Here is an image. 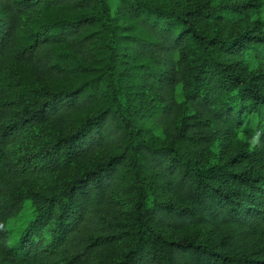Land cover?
Segmentation results:
<instances>
[{
  "label": "trees",
  "instance_id": "obj_1",
  "mask_svg": "<svg viewBox=\"0 0 264 264\" xmlns=\"http://www.w3.org/2000/svg\"><path fill=\"white\" fill-rule=\"evenodd\" d=\"M260 5L0 0V264H264Z\"/></svg>",
  "mask_w": 264,
  "mask_h": 264
},
{
  "label": "rangeland",
  "instance_id": "obj_2",
  "mask_svg": "<svg viewBox=\"0 0 264 264\" xmlns=\"http://www.w3.org/2000/svg\"><path fill=\"white\" fill-rule=\"evenodd\" d=\"M117 0H109L110 5L112 8L116 6ZM223 0H213V2L221 3ZM256 2H259L260 5V11L253 15V17L257 16L259 20L263 21L262 27L264 29V0H255ZM247 60L250 63L251 67L259 65V60L257 58L253 57L252 54L248 55ZM259 62V63H258ZM261 65V64H260ZM51 179H48L47 177H41L38 182V187H44L50 184ZM32 192V191H31ZM34 212V199L32 197H27L25 199V203H23L22 207L19 208L14 215L8 219L7 226L11 228L12 238L16 237L19 233V229H21L27 221L33 216ZM116 245H111L102 249H99L97 253L95 254V257L99 260H105L109 259L111 256L114 255V248ZM53 264H60L57 260L53 261ZM78 264H89V261H82Z\"/></svg>",
  "mask_w": 264,
  "mask_h": 264
},
{
  "label": "clouds",
  "instance_id": "obj_3",
  "mask_svg": "<svg viewBox=\"0 0 264 264\" xmlns=\"http://www.w3.org/2000/svg\"><path fill=\"white\" fill-rule=\"evenodd\" d=\"M258 144V136L257 137H254L251 141V145L254 147Z\"/></svg>",
  "mask_w": 264,
  "mask_h": 264
}]
</instances>
